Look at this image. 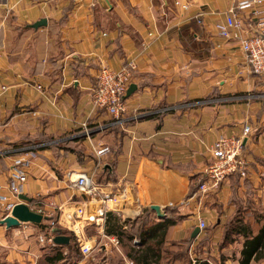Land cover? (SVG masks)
Returning a JSON list of instances; mask_svg holds the SVG:
<instances>
[{"label": "crops", "instance_id": "1", "mask_svg": "<svg viewBox=\"0 0 264 264\" xmlns=\"http://www.w3.org/2000/svg\"><path fill=\"white\" fill-rule=\"evenodd\" d=\"M175 1L0 0V195L9 206L21 201L8 187L22 168L20 194L43 214L38 224L0 223V264L85 261L73 251L76 235L62 214L69 218L63 210L74 213L84 201L69 177L86 170L99 192L109 194L104 206L119 220L157 204L176 220L166 240L191 238L196 249L204 240L199 255L211 264H239L243 238L219 243L240 209L249 221L264 214V73L251 71L240 43L221 38L215 28L233 0ZM241 17L254 31L248 14ZM40 18L46 24L33 26ZM131 59L135 87L126 94L127 112L116 120L93 107L90 94L100 66L115 69ZM84 122L90 137L82 133ZM247 124V176L199 190L215 138L240 135ZM101 142L109 150L98 157L93 147ZM9 213L0 210V219ZM201 216L206 226L192 236ZM56 233L69 242L54 243ZM106 235L115 236L105 226L88 225L79 236L103 245L94 260L112 264L116 250L126 254L116 236L115 246Z\"/></svg>", "mask_w": 264, "mask_h": 264}, {"label": "built area", "instance_id": "2", "mask_svg": "<svg viewBox=\"0 0 264 264\" xmlns=\"http://www.w3.org/2000/svg\"><path fill=\"white\" fill-rule=\"evenodd\" d=\"M175 3L178 4L180 1H175ZM181 5L183 7L188 6L184 3ZM243 11L252 20L254 31L248 25L243 24L241 17ZM204 14L205 12L202 11L197 14L198 22H202ZM215 28H217L221 38L236 39L240 43V49L251 71L259 74L264 73V0H233L224 10L223 19L215 23ZM136 66L134 59L124 62L123 65L115 69L107 65L100 66L96 76L97 85L90 94L91 105L97 109H104L116 120L122 117L127 112L126 92ZM82 129V133L90 137L92 129L88 127L86 122L82 124ZM249 132L250 125L247 124L240 135L220 134L215 138L210 147V154L213 159L204 169L206 178L200 181L199 190H216L223 180L232 175L247 176V159L244 157L242 149L243 139ZM93 150L98 157H101L109 150V147L101 142L95 145ZM20 161L16 160L17 163ZM73 175H75L73 178L71 175L69 177L71 183L85 196L84 201L74 208V213H72L75 219H71L69 224L76 235L81 259L85 260L79 264H107L104 258L94 260V256L102 250L103 245H100L99 242L90 243L80 238L79 235L83 226L92 225L101 229L104 228L107 213L104 203L109 198V194L99 192L98 183L92 172L79 171ZM23 178L24 170L22 168L13 172L8 187L13 196L17 197L20 194ZM7 199V196L0 195V210L10 212L12 206L6 204ZM197 220L200 228L206 226L202 216L198 217ZM104 234L102 232V235ZM106 236L115 246L118 244L115 236ZM46 239L52 242V235L46 236ZM134 242L137 243L136 239ZM123 258L124 264H134L130 257L124 256Z\"/></svg>", "mask_w": 264, "mask_h": 264}, {"label": "trees", "instance_id": "3", "mask_svg": "<svg viewBox=\"0 0 264 264\" xmlns=\"http://www.w3.org/2000/svg\"><path fill=\"white\" fill-rule=\"evenodd\" d=\"M149 116L153 115L149 114L147 117ZM151 209H144L134 220H119L112 211L106 214V233L117 237L126 256L134 264H211L209 258L199 255L201 243L196 249L191 247V238L185 242L166 240L168 229L176 220L170 215L153 216ZM253 215V219L249 221L244 218L246 215L243 210L237 211L225 226L219 243L220 246H225L239 237L243 238L239 264H251L252 260L264 258V214ZM134 237L139 241L136 245L132 241ZM202 243H205L204 240ZM169 245L178 248L171 250ZM56 255L61 257V254Z\"/></svg>", "mask_w": 264, "mask_h": 264}, {"label": "water", "instance_id": "4", "mask_svg": "<svg viewBox=\"0 0 264 264\" xmlns=\"http://www.w3.org/2000/svg\"><path fill=\"white\" fill-rule=\"evenodd\" d=\"M47 20L45 18H40L33 23V26H39L46 24ZM134 84L129 85L126 94L132 92ZM85 136V135H84ZM20 202L14 204L10 210V213L5 217L0 219V223L4 224L7 227L11 226H19L23 222H32L38 224L43 219V214L41 212L33 211L30 209L28 205V201L31 198L25 194H19ZM150 208H153L158 217H164V213L161 211V208L157 204H152ZM200 232V227L196 226L192 231V236H196ZM70 237L65 234L56 233L53 237L54 243L67 244L69 242Z\"/></svg>", "mask_w": 264, "mask_h": 264}, {"label": "rangeland", "instance_id": "5", "mask_svg": "<svg viewBox=\"0 0 264 264\" xmlns=\"http://www.w3.org/2000/svg\"><path fill=\"white\" fill-rule=\"evenodd\" d=\"M75 175H72V178L74 177ZM72 184V183H71ZM70 185V184H69ZM74 187V186H73ZM75 188V187H74ZM76 189V188H75ZM83 197L85 198V196L83 195ZM70 211V217L68 218L66 215H64V214H62V218H63V220H65V221H68V222H70L71 221V219L73 220V219H75L74 217H72V215H71V209H69V208H66V210H63L64 211V213H66L67 211ZM66 211V212H65ZM60 213V211H56L55 212V215L54 216H52V218H53V220L52 221H55V219L56 218H58L59 217V214ZM131 215H133V214H131ZM137 216V215H136ZM136 216H132V217H130L129 219H131V220H134L135 218H136ZM67 218V219H66ZM29 223H32V222H29ZM80 223V222H79ZM83 224H85V223H83ZM52 226H54L55 227V224H53L52 223ZM136 241H138V239H136ZM126 242H128V241H126ZM126 242H124V243H126ZM139 242V241H138ZM134 243V242H133ZM137 244V243H136ZM135 243H134V245H136ZM202 245L203 244H201V247H202ZM182 247H184L183 245H181ZM168 247H170V249L171 250H177V246H168ZM77 247L75 246V245H73V251H74V253H75V255L76 256H78L79 255V257H81V255H80V252H79V250H78V252H76L77 251ZM118 251L116 250L115 251V253H114V259L111 261L112 262V264H122V262L124 261V258H122L121 256H120V254L119 253H117ZM77 253V254H76Z\"/></svg>", "mask_w": 264, "mask_h": 264}, {"label": "bare ground", "instance_id": "6", "mask_svg": "<svg viewBox=\"0 0 264 264\" xmlns=\"http://www.w3.org/2000/svg\"><path fill=\"white\" fill-rule=\"evenodd\" d=\"M70 214V213H69Z\"/></svg>", "mask_w": 264, "mask_h": 264}]
</instances>
